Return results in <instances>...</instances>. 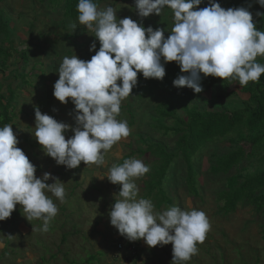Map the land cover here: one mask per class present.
<instances>
[{"label":"clouds","instance_id":"1","mask_svg":"<svg viewBox=\"0 0 264 264\" xmlns=\"http://www.w3.org/2000/svg\"><path fill=\"white\" fill-rule=\"evenodd\" d=\"M203 2L135 0L138 22L118 18L114 7L101 8L98 0H78L77 22L69 28L75 31L79 25L92 33L100 47L97 51L95 41L90 45L95 55L87 61L64 56L57 71L53 96L64 105L69 101L74 105V127L35 107L34 138L44 155L67 169H77L82 162L87 168L103 166L108 151L130 134L127 121L117 117L122 101L137 86L138 74L163 81L168 63H177L182 73L173 80L174 87L196 94L204 91L202 75L237 81L241 88L259 82L264 64L257 58L264 57V31L257 29L251 5L225 9L208 0V6L201 8ZM255 3L264 8V0ZM165 9L171 10L174 21L167 38L164 29L145 28L142 23L153 14L161 16ZM68 131L74 135L66 139ZM18 144L11 124L0 127V221L9 219L20 205L28 222H41L34 231L47 233L58 214L51 197L67 203L65 183L48 172L38 178L36 166ZM149 171L135 158L110 167L106 179L120 186L108 213L110 224L129 242L143 240L150 248L171 244L170 264H187L198 254L197 244L204 242L209 220L195 208L170 206L156 211L151 199L139 197L134 182Z\"/></svg>","mask_w":264,"mask_h":264},{"label":"rangeland","instance_id":"2","mask_svg":"<svg viewBox=\"0 0 264 264\" xmlns=\"http://www.w3.org/2000/svg\"><path fill=\"white\" fill-rule=\"evenodd\" d=\"M107 6L114 7L120 19L131 17L134 21H141L135 11V0H100L99 7ZM206 6L208 0H204L200 5L201 8ZM0 12L6 17V23L12 30L10 36L14 48L26 46L30 52L29 63L25 68L20 58L12 57L8 69L4 73L0 72V93L7 97L9 85L13 88L20 85V80L16 79L19 73L28 74L33 71L34 74L45 78L41 81L29 77L33 79V85L38 86H22L18 90V99L14 103L15 117L11 124L19 140L17 146L36 166L38 178H42L45 172L51 173L65 183L66 194L70 189H74L79 196V201L77 198L76 201L74 196L72 197L74 201H70L71 203L67 200L66 204L71 211L63 213L61 207L65 205L55 197H51L58 207V214L50 224L52 231L49 230L47 233L34 231V228L39 229L41 224L38 221H33V225L28 222L22 215L21 206L17 205L9 219L0 221V229H5L0 233V241L4 244L0 247V264H73V262L76 264H170L173 247L171 244L149 248L143 240L140 243L133 242L136 245L131 247L122 243L126 240L120 239L117 235L118 230L111 226L108 215L113 204L110 199H113L114 194H118L119 190H117L119 185H113L106 179L108 170L113 164L120 163L128 156L141 160L151 168L154 158L151 157L150 163L146 164V159L136 152L148 148V144L143 142L146 138H150L152 142H161L168 146V151H174L175 138L164 136L153 129L152 117L158 103L173 100L179 108V114L183 116L182 105L197 106L202 111L214 112L223 108H239L242 103L248 101L249 96L242 93L234 84L225 97L203 85L204 91L200 94L183 88L166 92L158 91L154 96L143 99L127 97L121 103V111L117 119L127 121L130 134L108 151L103 166L91 165L87 168L83 162L77 169L57 166L51 157L44 155L41 146L34 138L35 107L38 106L42 113L52 116L57 121L75 126L74 105L71 101L64 105L56 100L53 96V85L59 79L57 71L64 56L77 55L87 61L95 55V52L89 51L95 37L85 29L79 28V25L75 31H72L69 25L77 20L68 21L60 10L34 0H0ZM142 23L145 28L151 26L154 30L164 29L167 38L168 31H171L174 24L173 14L171 10L165 9L161 16L153 14L143 18ZM2 39L3 36L0 35V41ZM95 42L98 51L100 45L98 41ZM259 59L264 57H258L257 60ZM211 78L213 77L203 79ZM167 124L170 125L171 121ZM73 135L72 131L65 133L66 139ZM213 152H218L215 145L207 147L195 159L194 163L199 175L198 196L188 192L184 181L185 166L180 162L174 165L173 179H169V183L166 181L164 184L169 197L173 199L174 206L202 210L209 220L210 227L206 238L203 243L197 244L198 254L194 255L187 264H264V239L261 230L263 217L251 206H239L234 213L227 216L220 212L222 203L218 201L217 195L224 188L225 178L210 173ZM145 179L147 174L134 181L139 188L141 198L146 194L143 191ZM54 182V180L48 181L49 184ZM95 185L101 188L96 194L101 197L100 201H94L89 196L90 190ZM85 199L88 201L85 202ZM165 208L167 207H161L158 212L166 210ZM63 233L68 235L65 243L62 242ZM101 237L100 243L97 242ZM7 241L9 244H6ZM122 244L124 247L119 249ZM110 252L113 261L109 259ZM137 253L138 259H136ZM46 259L48 260L45 262Z\"/></svg>","mask_w":264,"mask_h":264},{"label":"trees","instance_id":"3","mask_svg":"<svg viewBox=\"0 0 264 264\" xmlns=\"http://www.w3.org/2000/svg\"><path fill=\"white\" fill-rule=\"evenodd\" d=\"M34 1L60 10L68 21L77 20L76 6L78 0ZM217 3L225 9L249 7L251 5L249 10L253 15L254 23L258 30L264 31V16L256 15L257 12L264 13V8L255 3V0H218ZM99 4L100 0H98V6ZM11 33L12 30L6 23V17L0 12V35L3 36L0 41L1 73L8 69L12 57L20 58L24 68L29 63L30 52L28 48L25 46L15 49L11 40ZM258 62L264 64V59H259ZM165 69L166 75L163 81L146 80L142 73L138 74L137 86L133 88L130 96L143 99L154 96L158 91L166 92L177 89L173 85V80L182 74L180 67L177 63L171 62L165 65ZM29 77L41 81L45 79L34 74L33 71L28 74L19 73L16 79L20 80V85L16 88L9 85L7 97L0 93V127L12 124L14 120V103L18 99V90L22 86H38L33 85V79L31 80ZM203 78L202 75V85L222 97L227 96L230 87L236 84L242 93L249 96L248 101L242 103V106L236 109L223 108L214 112L202 111L197 106L182 105L183 116L179 114V108L173 100L158 103L152 117L153 129L161 132L164 136L174 137L175 149L170 152L167 145L161 142H152L150 138H142L143 142L148 144V148L146 150L139 149L136 152L146 159V164L147 162L150 163L151 157L154 158L150 171L147 173V179L144 180L143 191L146 194L143 198L151 199L153 203L156 202L154 204L157 208L156 211L163 206L167 208L174 206L173 199L169 197L164 184L166 181L169 183V179H173L174 165L178 162L185 166L184 181L188 192L198 196L199 175L194 162L196 157L207 147L215 145L218 152L212 154L210 173L216 177L225 178L224 188L217 195L218 201L222 203L220 212L227 216L234 213L239 206H251L263 217L264 221V75L261 76L259 82H249L247 86L242 88L237 81L226 80L224 82L222 79L215 77L210 80ZM169 121H171L170 125L167 124ZM220 146L221 148H219ZM130 157L128 156L125 159ZM124 160L118 164H122ZM100 189L99 186L95 185L89 192L92 195H89L90 198H93L94 201H100L101 197L96 195L99 193L97 190ZM117 190L120 191V186H117ZM73 196L75 200L76 198L78 200L79 196L75 193V190L70 189L66 194V199L69 200L68 203L74 201ZM87 201L88 199H85V202ZM110 202L114 203V198H111ZM64 205L65 207H61L62 213L70 210L66 203ZM38 223L41 224L39 221ZM4 230L0 229V233ZM261 230L264 239V222ZM67 237L66 233L62 234L63 243L66 242ZM120 239L125 238L120 236ZM125 240L127 247L136 245L127 239ZM6 244H9V242L7 241ZM138 258L137 253L136 259ZM91 261L93 260L91 259ZM73 264L76 263L73 262Z\"/></svg>","mask_w":264,"mask_h":264},{"label":"crops","instance_id":"4","mask_svg":"<svg viewBox=\"0 0 264 264\" xmlns=\"http://www.w3.org/2000/svg\"><path fill=\"white\" fill-rule=\"evenodd\" d=\"M117 235H119V236H121L120 234H117ZM100 239H102V237L101 238H99V240L97 241V242H99L100 243ZM94 240V239H93ZM138 243H139V241H137ZM122 243H125V242H122ZM112 252H110V256H109V259L110 260H112L113 261V257H112ZM115 259V258H114Z\"/></svg>","mask_w":264,"mask_h":264},{"label":"built area","instance_id":"5","mask_svg":"<svg viewBox=\"0 0 264 264\" xmlns=\"http://www.w3.org/2000/svg\"><path fill=\"white\" fill-rule=\"evenodd\" d=\"M123 247H124V245L122 244V245L119 246V249H122Z\"/></svg>","mask_w":264,"mask_h":264}]
</instances>
